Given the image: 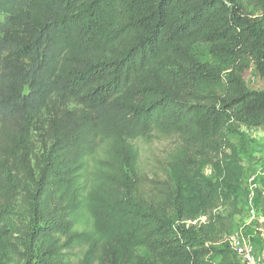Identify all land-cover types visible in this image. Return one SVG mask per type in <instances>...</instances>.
I'll use <instances>...</instances> for the list:
<instances>
[{
    "label": "trees",
    "instance_id": "trees-1",
    "mask_svg": "<svg viewBox=\"0 0 264 264\" xmlns=\"http://www.w3.org/2000/svg\"><path fill=\"white\" fill-rule=\"evenodd\" d=\"M195 45L231 68L199 62ZM252 68L264 85V0H0V264H21L26 239L40 264L240 263L230 219L209 212L242 178L225 129L264 128ZM152 135L180 143L193 199L143 181L137 144Z\"/></svg>",
    "mask_w": 264,
    "mask_h": 264
},
{
    "label": "rangeland",
    "instance_id": "rangeland-1",
    "mask_svg": "<svg viewBox=\"0 0 264 264\" xmlns=\"http://www.w3.org/2000/svg\"><path fill=\"white\" fill-rule=\"evenodd\" d=\"M192 54L201 63H207L219 67L226 73L231 66L232 60L215 56L208 45H195ZM246 87L250 91L260 92L264 89L262 80L259 78L255 68L246 71L243 75ZM37 143L40 139L35 137ZM140 154V176L149 186L152 181L171 180L175 185L180 186L183 193V200L193 199V189L185 184L180 176V160L184 151L177 139L173 137L159 138L152 135L140 141L138 144ZM225 155H235L243 168L241 183L235 198L227 204H217L209 212L211 215H221L230 219L233 235H239L254 246L255 256L264 260V128L246 129L244 127L228 126L224 131V140L221 143ZM202 175L208 182L214 181V171L210 165H205ZM255 178L256 188L252 205L254 216L249 213L248 198L250 194L251 178ZM208 215H200L196 219L199 225L206 223ZM196 226V230L198 226ZM33 227L29 219L21 220L14 218V229L22 236L28 235ZM217 238V236L215 237ZM203 244L205 249L212 245V235L204 236ZM216 248V247H215ZM21 264H40L37 246L28 239L24 240L21 248ZM137 252L144 258L152 261L151 254L144 248H138ZM74 256L78 252L73 253ZM213 256L205 257L201 264L216 263ZM153 263L155 260L152 261ZM210 262V263H209ZM235 263L238 259L235 258ZM74 264H77L74 261Z\"/></svg>",
    "mask_w": 264,
    "mask_h": 264
},
{
    "label": "built area",
    "instance_id": "built-area-1",
    "mask_svg": "<svg viewBox=\"0 0 264 264\" xmlns=\"http://www.w3.org/2000/svg\"><path fill=\"white\" fill-rule=\"evenodd\" d=\"M250 183V194L248 198V207H249V213L251 216H254V207L252 205L253 197H254V190L256 188L255 178H251L249 180ZM196 222H193L192 224H195ZM190 224V222H188ZM224 242H226L229 247L234 251V253L239 258L241 264H264V260H260L259 258H256L254 246L244 240L239 235H233L230 234L228 236H225L223 239Z\"/></svg>",
    "mask_w": 264,
    "mask_h": 264
}]
</instances>
